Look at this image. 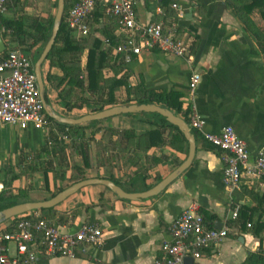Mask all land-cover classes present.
I'll return each instance as SVG.
<instances>
[{"label":"crops","instance_id":"obj_1","mask_svg":"<svg viewBox=\"0 0 264 264\" xmlns=\"http://www.w3.org/2000/svg\"><path fill=\"white\" fill-rule=\"evenodd\" d=\"M132 1L137 19L143 24L164 22L169 26L173 21L178 22L177 37L191 45L193 61L188 63L183 58L154 49L134 57L131 63H126L125 70L116 75L114 65L118 58L113 55L112 48L103 43L102 39L107 38L105 34L95 32L94 36L104 44L111 61L110 68L100 72L99 78L125 75L131 87L154 92L174 91L181 96L183 110L189 113V80L194 71L199 72L202 81L194 105L205 120L204 131L217 135L225 127H233L247 144L251 157L255 158L264 149V54L255 39L245 32L243 24L231 14L226 0ZM175 4L183 12L181 19L173 8ZM39 5L36 0H22L21 3L11 0L3 15L7 19L45 18L36 11ZM29 22V19L25 20L26 25ZM104 28L115 37L121 35L118 26L106 13L101 19V29ZM25 30H29L28 26ZM2 39L7 52L22 48L16 38ZM41 51L42 44L30 55L35 60ZM87 56L86 51L80 59L85 79ZM42 74L47 103L59 115L80 119L98 109L90 104L80 107V95L72 101L78 103L77 107L65 108L59 98L63 87L55 88V83L63 78V72L59 68L51 69L49 62L45 61ZM48 74L53 77L50 83ZM118 95L126 99V89L123 88ZM131 105L137 104L133 101ZM111 108L114 107L107 106L104 110ZM143 114L98 121L81 131L85 137L78 141L58 128L50 132L48 140L43 131L34 127L26 130L16 126L0 127V178L18 176L13 186L7 189L18 198L38 193L37 198L30 200L34 203L50 200L59 187L68 188L89 179L116 182L128 193L149 191L187 160L189 144L183 145V150L172 148L168 142L173 132L167 130L165 144L148 150L146 145L139 148V138L156 129L150 123L159 122V119ZM56 131L63 137L68 136L69 140L60 139ZM129 134L133 136L128 138ZM196 144L192 166L156 197L126 201L104 186L93 185L55 207L52 220L64 232H75L83 223H98L104 234V243L100 247H81L73 260L42 257V264H154L161 256L163 242L170 239V225L192 207L203 216L215 217L212 220L215 228L222 225L228 230V222L237 221L232 217L235 207L257 209L256 198L264 194V177L244 179L238 189L229 192L223 183L222 151L206 142L200 133ZM75 166L81 168V179ZM22 170L27 179L21 182L18 172ZM63 172L65 179H57V174ZM259 221L264 222V218L256 213L248 222L251 227L247 226L246 230L237 224L220 246L204 251L196 264H243L250 253L259 250L261 239L264 248V230L261 239L250 233L252 225Z\"/></svg>","mask_w":264,"mask_h":264},{"label":"built area","instance_id":"obj_2","mask_svg":"<svg viewBox=\"0 0 264 264\" xmlns=\"http://www.w3.org/2000/svg\"><path fill=\"white\" fill-rule=\"evenodd\" d=\"M10 1L0 0V14L7 12ZM98 7L105 9L106 15L121 31L117 37L121 41L117 46H112L108 38L102 41L112 48L114 56H122L125 63L129 64L142 52L154 49L192 63L194 54L191 45L177 37L178 22L173 21L169 26L164 22L143 24L137 19L132 0H78L70 7L66 17L68 27L78 39L90 35L89 19ZM173 8L179 12L178 19H181V8L176 4ZM201 81L202 75L194 71L188 86L191 104L188 125L222 151L225 165L223 183L229 192H233L244 179L259 180L264 177V149L252 158L247 144L231 126L217 135L204 131L205 120L194 105ZM49 118L40 97L33 56L26 54L22 48L10 51L0 61V127L16 126L22 130L34 127L49 137L53 131ZM55 133L60 139L69 140L68 136ZM49 144L52 145V142ZM4 190L5 184L0 178V194ZM239 212V206L233 209V219L238 217ZM0 227V264H42V257L73 260L81 247H100L104 243V234L98 223H83L75 232H64L56 221L46 219L37 212L10 219ZM168 232L170 239L163 242L161 256L154 264H184L187 258H192L193 264H196L202 259L204 251L220 246L229 235L226 226L209 229L196 207L176 218Z\"/></svg>","mask_w":264,"mask_h":264},{"label":"trees","instance_id":"obj_3","mask_svg":"<svg viewBox=\"0 0 264 264\" xmlns=\"http://www.w3.org/2000/svg\"><path fill=\"white\" fill-rule=\"evenodd\" d=\"M17 3H21L22 0H15ZM78 0H66V11L63 19L62 26L60 28L56 43L50 52L46 61L49 62L50 68H59L63 72V78L55 83V88L59 90V98L67 109L77 107L78 103L73 104V99L77 95L78 100L81 101V106L90 104L91 107H97L98 111H103L107 106H130L131 102H135L137 105H157L159 107L172 111L176 116L183 118L187 123L188 112L183 110V103L180 101L181 96L174 92H154L144 91L141 87H131L127 82V77L123 75L121 78L113 77L110 79L99 78L100 72L110 68L111 61L108 59L107 53L104 49V44L94 36L95 32L104 33L105 36L111 41L112 46L120 44V39L115 37L114 34H110L106 28L101 29V19L105 17V9L98 7L89 19L90 35L86 38L78 39L75 33L68 27L66 23V17L68 11L72 5ZM58 0H55V8L57 9ZM227 7L231 14L236 17L244 26L245 32L252 36L261 52L264 54V0H226ZM56 15V14H55ZM53 17H21L19 19H7L1 14V32L4 40L7 38L15 39L18 41L20 47L25 49L26 52L31 51L38 45L42 44V51L46 47L50 40L52 28L54 24ZM29 19L28 25L25 20ZM28 26L29 30L26 31L25 27ZM6 45V43H5ZM7 47V45H6ZM88 52L87 65H86V78H84V71L82 69L81 61L82 55ZM7 49L0 54V61L8 56ZM40 55L35 58V63L39 59ZM114 68L116 69V75L125 70L126 63L122 56H117ZM113 66V65H112ZM47 81L50 83L53 81L52 75H47ZM126 89V99H122L118 93L123 89ZM118 95V96H117ZM45 98L48 102V96L45 92ZM77 98V97H76ZM149 117L159 119V122H151L152 126L156 129L147 132L145 135L139 138L138 147L142 148L146 145V150L161 146L166 143L164 134L167 130L173 132L168 144L177 150H183V145H188V142L179 128L171 125L167 120L158 114H143ZM131 116V115H128ZM53 125L52 130L58 128L62 132H67L74 141L84 138V131L88 127L96 125L98 122L90 123L87 126H67L59 124L52 118H49ZM52 132V131H51ZM196 139L199 138V133L192 131ZM132 134L128 135L132 137ZM204 138V137H203ZM49 140V138L47 137ZM51 139V138H50ZM57 140V139H55ZM206 141V140H205ZM207 142V141H206ZM78 172V176L81 179V168L79 166L74 167ZM47 172V171H45ZM59 175V176H58ZM5 175L2 180L5 184V190L0 194V212L18 205L17 198L7 188L18 179V176L13 175L10 180L6 179ZM64 180L65 173H58L57 179ZM116 185H119L115 182ZM67 188L59 187L51 195V199L56 197L59 193ZM257 209L242 208L237 221H229L230 229L240 224L244 230L248 227V222L252 220L254 214L260 215L264 218V194L261 198H256ZM41 213L46 219H54L55 208L49 210L35 211ZM205 223L209 229H214L215 223L213 219L215 217H208L206 214L203 216ZM264 230V222L259 221L256 225H252L250 233L257 238H260L261 233ZM261 239V238H260ZM259 250L252 252L247 257L243 264H264V248L263 239L260 240Z\"/></svg>","mask_w":264,"mask_h":264},{"label":"water","instance_id":"obj_4","mask_svg":"<svg viewBox=\"0 0 264 264\" xmlns=\"http://www.w3.org/2000/svg\"><path fill=\"white\" fill-rule=\"evenodd\" d=\"M66 11V0H58L57 3V12L54 18V24L52 28V33L49 42L41 53L39 59L35 63V75L37 77V83L40 91V97L44 108L54 121L59 124L67 125V126H82L87 125L93 122L104 121L113 117L121 116V115H134V114H158L164 117L168 123L174 125L179 128L180 132H182L189 144V155L187 160L180 165L172 174H170L166 179L160 182L153 189L146 191L144 193H128L120 186L116 185L114 182L105 180V179H89L85 181H81L75 183L59 193L56 197L45 201V202H30L15 205L11 208L5 209L0 212V226L7 222L10 219L35 212L40 210H49L53 209L60 204L64 203L67 199L77 194L82 189L93 186V185H101L109 189L112 193H114L119 199L126 201H142L147 200L153 197L160 195L164 192L167 187H169L172 183H174L178 178H180L193 164V161L196 156L197 144H196V136L190 129L188 123L181 117L176 116L172 111L159 107L157 105H130V106H118L111 109L98 111V109H93V114L84 116L80 119H72L59 115L56 113L53 108L47 103L45 98V83L42 74V66L44 62L47 60L50 52L52 51L56 39L58 37L60 28L63 23L64 15ZM6 50V45L2 39L1 32V14H0V52H4ZM222 225L216 229H221ZM243 241V239H241ZM194 260L192 258H187L184 264H193Z\"/></svg>","mask_w":264,"mask_h":264},{"label":"rangeland","instance_id":"obj_5","mask_svg":"<svg viewBox=\"0 0 264 264\" xmlns=\"http://www.w3.org/2000/svg\"><path fill=\"white\" fill-rule=\"evenodd\" d=\"M36 1L40 3V5L38 6L39 8L36 7V9H37L36 11L39 12V15L44 14L45 17H53V16H55V14L57 12V9L55 8V0H36ZM41 9H42V11H41ZM3 16H5V15H3ZM23 50H24V52L26 54L30 55L29 52L25 51V49H23ZM19 170L20 169H18L17 171H19ZM18 174H19V180L21 182L22 181H26L27 177H26V175H24L25 174L24 170H22L21 172H18ZM6 178H7V180H10L11 177L9 176V177H6ZM11 185L13 186V182H11ZM31 194L32 195H30L29 197L28 196H24L22 198H17L18 203L19 204H23L24 202L30 203V200H33V198H37L38 193H31ZM1 230H2V227H0V231ZM11 247H12L11 249L13 250L14 247L13 246H11Z\"/></svg>","mask_w":264,"mask_h":264}]
</instances>
